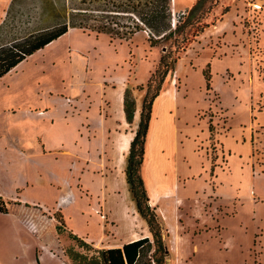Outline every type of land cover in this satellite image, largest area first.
Here are the masks:
<instances>
[{"label": "rangeland", "instance_id": "374dc122", "mask_svg": "<svg viewBox=\"0 0 264 264\" xmlns=\"http://www.w3.org/2000/svg\"><path fill=\"white\" fill-rule=\"evenodd\" d=\"M11 1L0 0V24ZM196 1L173 0L172 20L177 23ZM28 2L33 7V1ZM205 23L208 27L181 54L154 101L141 173L170 248L166 264H264V0H219ZM161 54V46L152 47L145 32L120 40L70 29L0 79V157L22 153L15 139L12 143L7 137L14 132L13 124L20 130L29 128L23 139L32 146L33 119L47 111L39 107L46 102L40 99L66 97L74 111L80 105L71 95L95 91L93 82L105 77L128 71L131 80H139L129 87L141 112ZM163 91L173 102L166 118L165 107L160 108ZM138 122L129 124L128 131L135 134ZM47 136L52 140V134ZM83 181L91 194L97 193L96 184ZM19 183L11 175L1 180V188L9 194ZM35 186L34 196L43 202L50 205L57 199L58 192L47 183ZM125 186L122 180L121 201L112 204L117 229L107 224L103 229L108 220L86 197L65 207L67 225H62L59 255L65 256L66 264H72L66 254L71 247L93 253L80 248L70 231L89 234L86 242L96 249L126 240L132 196ZM136 228L132 237L144 235Z\"/></svg>", "mask_w": 264, "mask_h": 264}, {"label": "crops", "instance_id": "0c3cea01", "mask_svg": "<svg viewBox=\"0 0 264 264\" xmlns=\"http://www.w3.org/2000/svg\"><path fill=\"white\" fill-rule=\"evenodd\" d=\"M120 74L119 77L94 81L96 89L93 92L82 90L79 94L71 95L80 105L74 111H71L66 97L49 95L46 99H40L46 102L43 105L39 103V107L47 111L42 117L33 119L35 123L30 127L34 138L32 146H28L23 139V134L29 128L20 130L15 124L10 126L14 132L7 133V137L12 143V139H15L16 150L22 153L0 157V167L3 166L0 169V196L12 203L8 213H0V264H66L65 256L59 255L63 251L55 213L61 215L66 228L65 207L83 197L89 199L91 208L102 209L109 222L102 221L104 230L105 224L114 225L117 229L112 204L121 201L118 190L122 180L127 185L125 170L131 143L125 155L122 147L132 133L128 131L129 124L124 112V92L129 86H137L139 81L131 80L128 71ZM162 97L160 108L165 107L166 118L173 102L166 91H163ZM136 110L134 120H139L138 103ZM153 117L154 111L151 125ZM47 132L52 134V140ZM149 135L148 132L147 147ZM49 141L53 143L47 146ZM35 154L39 156L33 158ZM11 175H16L20 183L13 192L6 194L1 188V180ZM84 178L97 185V193H90ZM36 183H47L58 192L54 203L49 205L34 196ZM125 190L130 197L127 186ZM150 203L152 205L151 196ZM127 218L131 222V230L126 240L119 246L109 248L151 237L147 223L137 212L132 199L130 205L127 204ZM137 226L144 231V235L132 237ZM76 235L86 241L91 240L89 234Z\"/></svg>", "mask_w": 264, "mask_h": 264}, {"label": "trees", "instance_id": "16d2710c", "mask_svg": "<svg viewBox=\"0 0 264 264\" xmlns=\"http://www.w3.org/2000/svg\"><path fill=\"white\" fill-rule=\"evenodd\" d=\"M28 1L12 0L0 24V79L31 55L65 36L70 29L104 34L120 40H130L145 32L152 47L161 46L162 54L147 84L125 170L132 200L147 223L151 237H143L121 247L96 249L70 232L69 236L80 248H87L93 253L85 254L71 247L66 254L72 264H166L170 248L164 238L163 224L150 204L141 173L153 104L160 95L165 79L175 70L181 54L208 27L205 20L219 0H197L179 17L177 23L172 20L173 0H32L33 7ZM204 76L209 88L208 71ZM136 108L133 89L127 87L124 112L130 125L134 123ZM208 129L212 135V123H209ZM212 160L214 162L216 159ZM211 171H214V165ZM11 204L0 196V213H8ZM55 217L60 224L57 231L61 234L64 231L63 219L61 215Z\"/></svg>", "mask_w": 264, "mask_h": 264}, {"label": "bare ground", "instance_id": "6f19581e", "mask_svg": "<svg viewBox=\"0 0 264 264\" xmlns=\"http://www.w3.org/2000/svg\"><path fill=\"white\" fill-rule=\"evenodd\" d=\"M55 42H53L52 44H54ZM42 51V50H41ZM18 67V66H17ZM138 118V117H137ZM134 135V133H131L124 141L123 143V147H122V153L125 155V153H127V151L129 150L128 146L129 144L132 142V136ZM123 164V163H122Z\"/></svg>", "mask_w": 264, "mask_h": 264}, {"label": "built area", "instance_id": "2783aa9c", "mask_svg": "<svg viewBox=\"0 0 264 264\" xmlns=\"http://www.w3.org/2000/svg\"><path fill=\"white\" fill-rule=\"evenodd\" d=\"M103 218L105 217V216H102Z\"/></svg>", "mask_w": 264, "mask_h": 264}]
</instances>
